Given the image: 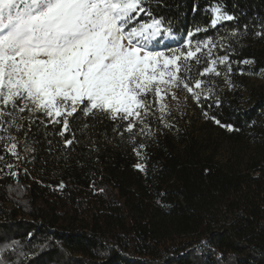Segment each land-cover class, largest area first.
Segmentation results:
<instances>
[{"label": "trees", "instance_id": "trees-1", "mask_svg": "<svg viewBox=\"0 0 264 264\" xmlns=\"http://www.w3.org/2000/svg\"><path fill=\"white\" fill-rule=\"evenodd\" d=\"M217 3L237 19L212 29L208 9ZM152 6L172 20L177 38L197 26L208 30L194 40L225 38L213 58L227 55L232 70L217 65L221 75L205 78L219 106L196 104L207 124L202 132L171 110L161 123L153 109L150 135L139 127L129 134L125 122L101 114L79 116L71 121L76 142L69 148L54 135L60 126L37 122L29 129L25 121L23 129H9L18 153L29 152L27 171L15 165L12 176L5 162L14 157L0 142V264H264V94L244 97L225 83L227 77L239 85L241 71H264V36L256 35L264 32V0ZM234 28L241 31L233 38ZM244 60L252 63H237ZM201 61L193 62V77ZM224 143L230 154L221 161Z\"/></svg>", "mask_w": 264, "mask_h": 264}, {"label": "snow or ice", "instance_id": "snow-or-ice-1", "mask_svg": "<svg viewBox=\"0 0 264 264\" xmlns=\"http://www.w3.org/2000/svg\"><path fill=\"white\" fill-rule=\"evenodd\" d=\"M208 11L212 29L237 19L219 3ZM207 30L197 26L177 38L172 20L157 15L152 0H0V131L9 133L0 142L5 151L19 159L9 129L19 131L25 121L29 129L37 122L45 128L60 126L54 135L66 148L76 142L71 121L79 116L101 114L125 122L129 134L139 127L140 134L150 135L147 119L155 109L164 123L170 111L164 101L177 99L174 89L186 90L198 106L203 107L202 100L219 106L205 78L221 75L217 65L232 69L227 55L213 58L212 50L224 46V37L219 43L211 37L193 39ZM240 31L234 28L228 35L234 38ZM166 40L177 46L163 43L161 49ZM201 57L204 66L193 77V62L201 65ZM225 83L233 86L227 77ZM204 115L208 118L207 111ZM139 149L134 148L138 156ZM5 167L12 176L18 174L15 165L5 162ZM135 167L144 170L141 164ZM58 187L63 189V182Z\"/></svg>", "mask_w": 264, "mask_h": 264}, {"label": "rangeland", "instance_id": "rangeland-1", "mask_svg": "<svg viewBox=\"0 0 264 264\" xmlns=\"http://www.w3.org/2000/svg\"><path fill=\"white\" fill-rule=\"evenodd\" d=\"M170 41L166 40L162 42L161 49L163 47V43ZM238 88L240 92H242L244 97L251 94H264V71L260 70L258 72L244 71L241 74V82L239 85H234L231 87ZM176 92L177 99H171V96L165 98V103L168 105V109L176 113L182 119H188L194 126L201 129L206 128L207 124L204 118L201 116L200 112H198V107L196 106V102L191 98L190 94H188L185 90L174 89ZM16 142H18L16 140ZM27 148V147H26ZM222 152L218 156L219 160L224 161L229 156L230 146L228 143H224L221 148ZM28 150L21 154H19V159H14L13 165L22 166L23 170H26V164L24 163L28 154Z\"/></svg>", "mask_w": 264, "mask_h": 264}]
</instances>
